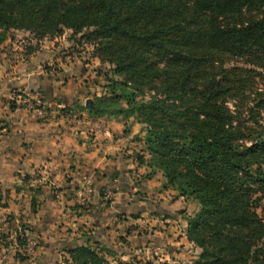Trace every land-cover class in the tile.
<instances>
[{"label":"trees","instance_id":"1","mask_svg":"<svg viewBox=\"0 0 264 264\" xmlns=\"http://www.w3.org/2000/svg\"><path fill=\"white\" fill-rule=\"evenodd\" d=\"M10 30L81 35L123 80L128 94L87 110L147 126L140 165L199 205L187 220L202 250L191 264H264V0H0V48ZM105 253L87 244L64 264H109Z\"/></svg>","mask_w":264,"mask_h":264},{"label":"crops","instance_id":"2","mask_svg":"<svg viewBox=\"0 0 264 264\" xmlns=\"http://www.w3.org/2000/svg\"><path fill=\"white\" fill-rule=\"evenodd\" d=\"M24 36L13 31L0 48V264H64L68 251L86 244H100L122 258L171 245L169 256L184 258L180 247L191 246L184 245L187 224L179 226L181 215L174 213L186 200L170 198L162 173L148 176L150 169L140 165L139 156L148 158L144 125L91 115L87 109L94 103L84 83L90 72L66 59L61 77L49 74L47 65L59 62L58 56L48 45L25 52ZM18 91L42 98L47 117L13 108ZM86 182L94 192L83 202ZM113 182L118 189L107 200L102 193ZM158 197L162 210L145 207ZM23 228L39 244L33 251L27 240L19 246Z\"/></svg>","mask_w":264,"mask_h":264},{"label":"rangeland","instance_id":"3","mask_svg":"<svg viewBox=\"0 0 264 264\" xmlns=\"http://www.w3.org/2000/svg\"><path fill=\"white\" fill-rule=\"evenodd\" d=\"M15 30H10L7 33V37L10 35ZM16 32H24V31H16ZM28 36L23 37L22 40L25 42L23 44V50L25 52H30V51H38L40 50L43 46L48 45V49L52 52H54L55 56H58V59L60 60L59 62L55 61V59L52 60L50 64L47 65V70L49 74H54L58 75L61 77L60 73L62 70V63L67 59L68 62H71L73 64L74 68L77 67H84L85 70L89 71L90 74L86 76L85 79V85H87L89 89V97L87 98L88 100L92 101L94 103L95 99H104L107 98V95L111 93V91H115V96H124L125 94H128L129 89L124 88L121 86V83L123 80L119 78L118 76L114 75L113 70L109 65H101L99 60L93 58L92 53H93V47L90 46L88 43H86L85 40L81 39V35L79 36H73L70 31H65L64 34L60 37L56 38H49V39H44L43 41H39L35 39L33 35L30 33L24 32ZM45 44V45H44ZM96 72V73H94ZM137 101H147L149 100V95L145 97H136ZM121 104L125 105V101L123 100ZM77 109L75 111L77 112ZM144 127L147 129V126L144 125ZM115 183V182H114ZM116 184V183H115ZM117 186V184H116ZM160 186V185H159ZM163 186V185H162ZM161 186V189L163 190V187ZM118 186L115 188V191H117ZM166 189V188H164ZM160 187L157 189H153L152 192L154 194H149L151 195H157L159 192ZM168 190V189H167ZM114 191V193H115ZM170 198L175 199V201L180 198V195L177 191L174 189H170ZM151 192V191H150ZM141 194V193H139ZM142 195V194H141ZM149 196V197H150ZM148 197V198H149ZM153 197V196H152ZM185 199V198H184ZM185 205L182 203L179 205V207L176 209L179 213L175 212L174 214H180L181 218L180 221L183 223H179V226H183L184 222L185 225L188 224L187 220L194 216L195 214L198 213L199 211V205L197 202L191 200V199H185ZM156 203H151L150 199L146 202H144L145 207H147L150 210L155 209V207L159 206L158 210H162L161 207H163L164 201L161 200L159 202V197L154 200ZM171 205V204H169ZM169 208V207H168ZM176 208V207H175ZM173 209H171V212ZM259 215L264 218V203L263 207L258 211ZM175 227V226H174ZM150 228L148 227V233L150 232ZM182 231V228L179 227L178 231ZM174 238V236H172ZM187 238V237H186ZM2 239V238H0ZM180 239V236L177 238ZM176 239V240H177ZM32 242H36L35 240ZM119 243V242H118ZM189 242L188 240L186 241L187 245ZM39 244H37L38 246ZM90 245V244H89ZM117 246V244H115ZM189 245V244H188ZM36 246V247H37ZM84 246H87L84 245ZM94 246V245H90ZM171 245H166L164 248H160V252H155L151 251V254L149 256H139L135 254H131L130 256H127L125 258H122L119 254L115 256H107L106 253L104 254L106 256V260L108 261L109 264H117L118 261H123V262H129V261H135L139 262L140 264H146L148 262H152L154 264H161V263H172L171 261H175L179 264H191L194 263L195 261L198 260V257L201 255L202 250L191 244L190 248L185 249V246L180 247V250L183 252L182 255L184 254V258L178 259L175 258L172 259L174 256L173 253L171 256H169V248ZM96 248V247H95ZM64 258V257H63ZM69 258V256L67 257ZM150 258V261H149ZM176 263V264H177Z\"/></svg>","mask_w":264,"mask_h":264},{"label":"built area","instance_id":"4","mask_svg":"<svg viewBox=\"0 0 264 264\" xmlns=\"http://www.w3.org/2000/svg\"><path fill=\"white\" fill-rule=\"evenodd\" d=\"M18 98L20 100H22L20 102V104H22V106L25 109H27L29 112H31L37 118L45 119L47 117V114L44 110V106H43L41 99L34 97L33 95H27V97L25 99H22L20 97H18ZM105 132H107L106 129H105ZM116 187L117 186L114 182L112 184H109V186L107 187V189L104 192V197L107 200H110L113 198L114 191H115ZM93 192H94V188H93V185L91 184V182H86L84 184L82 190L80 191V199L84 202L87 197H89L93 194ZM22 238H24L25 240L28 241L29 245L31 246V251H33L35 246H36V242L29 241L27 232L26 231L23 232V230H22Z\"/></svg>","mask_w":264,"mask_h":264},{"label":"water","instance_id":"5","mask_svg":"<svg viewBox=\"0 0 264 264\" xmlns=\"http://www.w3.org/2000/svg\"><path fill=\"white\" fill-rule=\"evenodd\" d=\"M89 103L92 104L93 102L89 100Z\"/></svg>","mask_w":264,"mask_h":264}]
</instances>
